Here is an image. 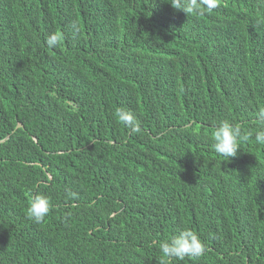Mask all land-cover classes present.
<instances>
[{
    "label": "trees",
    "instance_id": "16d2710c",
    "mask_svg": "<svg viewBox=\"0 0 264 264\" xmlns=\"http://www.w3.org/2000/svg\"><path fill=\"white\" fill-rule=\"evenodd\" d=\"M262 112L264 0H0V264H264ZM185 229L204 254L164 262Z\"/></svg>",
    "mask_w": 264,
    "mask_h": 264
},
{
    "label": "clouds",
    "instance_id": "9594fccd",
    "mask_svg": "<svg viewBox=\"0 0 264 264\" xmlns=\"http://www.w3.org/2000/svg\"><path fill=\"white\" fill-rule=\"evenodd\" d=\"M168 3L176 10H181L190 15L211 14L220 6L221 0H167ZM61 37L59 34H53L48 39V44L58 45ZM114 116L118 123L125 126L132 132L140 131V124L131 110L117 109ZM262 124H264V112L261 113ZM252 134L242 132L241 128L233 123L224 120L215 128L212 134L214 151L227 160L236 157L241 149L242 142H247ZM255 141L264 144V130H257ZM52 205L46 195H34L26 211L29 219L35 223H41L51 212ZM162 260L166 262L169 259L184 260L188 258H199L205 252V246L198 235L190 230L185 229L178 236L160 244Z\"/></svg>",
    "mask_w": 264,
    "mask_h": 264
},
{
    "label": "water",
    "instance_id": "95a60500",
    "mask_svg": "<svg viewBox=\"0 0 264 264\" xmlns=\"http://www.w3.org/2000/svg\"><path fill=\"white\" fill-rule=\"evenodd\" d=\"M21 126H22V124H18V125H17V127H21Z\"/></svg>",
    "mask_w": 264,
    "mask_h": 264
}]
</instances>
